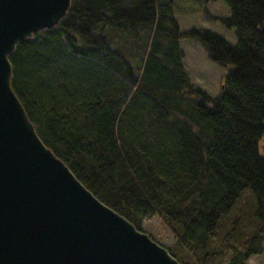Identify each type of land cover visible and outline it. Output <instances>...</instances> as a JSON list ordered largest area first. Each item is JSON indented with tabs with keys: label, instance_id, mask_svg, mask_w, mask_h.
I'll return each mask as SVG.
<instances>
[{
	"label": "trees",
	"instance_id": "16d2710c",
	"mask_svg": "<svg viewBox=\"0 0 264 264\" xmlns=\"http://www.w3.org/2000/svg\"><path fill=\"white\" fill-rule=\"evenodd\" d=\"M213 1L235 45L180 30L171 1L70 0L8 56L10 88L94 198L139 232L160 220L177 262L247 264L264 252V0ZM180 40L227 68L217 97L191 83Z\"/></svg>",
	"mask_w": 264,
	"mask_h": 264
},
{
	"label": "water",
	"instance_id": "95a60500",
	"mask_svg": "<svg viewBox=\"0 0 264 264\" xmlns=\"http://www.w3.org/2000/svg\"><path fill=\"white\" fill-rule=\"evenodd\" d=\"M69 7L0 0V264H180L76 180L10 88L16 45L54 28Z\"/></svg>",
	"mask_w": 264,
	"mask_h": 264
},
{
	"label": "rangeland",
	"instance_id": "374dc122",
	"mask_svg": "<svg viewBox=\"0 0 264 264\" xmlns=\"http://www.w3.org/2000/svg\"><path fill=\"white\" fill-rule=\"evenodd\" d=\"M161 1L172 2V16L180 30L204 29L221 35L230 44H236L234 31L225 28L220 21L213 19L229 17L230 10L224 2L213 0ZM178 44L183 53L184 69L191 83L204 91L210 98L217 97L223 88L227 68L209 62L203 50L193 41L180 40ZM248 193L249 191L243 193V197H246L247 209L252 205V198ZM141 229L143 234H151L157 241L156 244L165 250L173 244L171 233L153 215L142 221ZM222 264H225V260ZM247 264H264V252L261 255L252 256Z\"/></svg>",
	"mask_w": 264,
	"mask_h": 264
}]
</instances>
